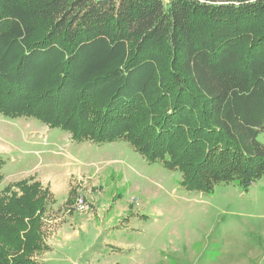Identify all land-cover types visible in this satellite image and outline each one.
<instances>
[{
	"label": "trees",
	"instance_id": "obj_1",
	"mask_svg": "<svg viewBox=\"0 0 264 264\" xmlns=\"http://www.w3.org/2000/svg\"><path fill=\"white\" fill-rule=\"evenodd\" d=\"M0 114L126 139L190 190L247 189L264 174V0H0ZM30 180L0 197V264L48 248Z\"/></svg>",
	"mask_w": 264,
	"mask_h": 264
},
{
	"label": "rangeland",
	"instance_id": "obj_2",
	"mask_svg": "<svg viewBox=\"0 0 264 264\" xmlns=\"http://www.w3.org/2000/svg\"><path fill=\"white\" fill-rule=\"evenodd\" d=\"M258 138L264 143V133ZM0 157V197L6 187L19 194L20 180L41 186L48 248L70 247L66 224L74 215L83 228L117 226L132 243L128 254L112 256L111 247L110 263L91 260L105 256L104 236L89 230L77 252H63L76 264H264V174L247 189L233 178L208 192L190 190L181 171L149 163L126 139L77 141L38 119L1 114ZM65 231L71 236L61 237Z\"/></svg>",
	"mask_w": 264,
	"mask_h": 264
},
{
	"label": "crops",
	"instance_id": "obj_3",
	"mask_svg": "<svg viewBox=\"0 0 264 264\" xmlns=\"http://www.w3.org/2000/svg\"><path fill=\"white\" fill-rule=\"evenodd\" d=\"M71 175V173L68 174V176ZM78 217V216H77ZM76 215H74V217L72 216V218H70V221L66 224L67 228L71 229V233L72 235V240L73 242H71V240H69L71 242L70 247H68L67 249H65L62 246H58V247H54V245H49L50 248H48L47 250L42 251L39 255H38V260L44 263H48V264H67V261L70 262V257L68 255H65L67 252H71L72 250H75L77 246H79V240L82 238L83 235L88 234L89 230L93 231V236H95V239L98 237L99 239L101 237V247L103 248V252H105V256H101V257H97L91 260H97V261H101V262H107L110 263V249L111 247H113V251H112V256L113 255H119L120 252L122 254H128L130 251H126L128 249V246L131 245L132 243L123 239L121 236V231L119 229V227L114 226L113 228L111 227H99L96 226V223H93L91 226L88 225V227L83 228V224L85 223L84 220H79L80 218H77ZM82 218V217H81ZM95 220V218L93 219ZM99 222V220H98ZM65 225V226H66ZM112 229V230H111ZM70 232H64L62 233L61 237L63 238H67V236H71L70 234H68ZM123 235V234H122ZM92 237V236H90ZM68 240V239H67ZM67 241V242H69ZM115 245V246H110V245ZM101 248V249H102ZM132 250V249H131ZM76 251V250H75ZM79 251H81L79 249ZM133 251V250H132ZM135 251H137L135 249ZM66 252V253H63ZM77 252V251H76ZM60 256V258H59ZM72 264H76V262H73V260L71 261Z\"/></svg>",
	"mask_w": 264,
	"mask_h": 264
}]
</instances>
